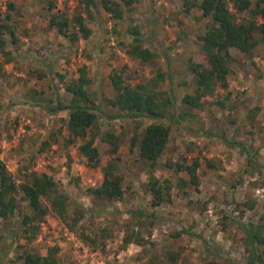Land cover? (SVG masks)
<instances>
[{"label": "rangeland", "instance_id": "obj_1", "mask_svg": "<svg viewBox=\"0 0 264 264\" xmlns=\"http://www.w3.org/2000/svg\"><path fill=\"white\" fill-rule=\"evenodd\" d=\"M187 1L203 0H138L134 10L116 19L96 0L95 31L71 41L50 28L49 19L53 14L70 21L78 13L85 17L82 0H0V25L9 26L3 35L7 45L0 49V165L19 186L32 182L34 173L50 176L69 196L72 218L80 208L86 211L71 230L43 198L49 212L34 224V233L24 224L32 209L19 192L16 213L0 217V264H24L25 252L46 256L55 247L59 264H248L241 224L256 225L264 238V42L250 56L232 51L227 89L218 87L202 100V108L184 104L196 88L190 63L206 62L201 38L212 25L198 7L187 12ZM232 11L238 21L251 18ZM133 29L154 59L142 62L128 54ZM84 67L91 81L87 91L100 109L95 111L96 166L80 152L87 140L69 132V112H49L59 99L70 103L66 88ZM115 71L132 85L149 86L157 79L155 90L173 102L167 118L109 119L121 113L113 106ZM152 123L171 129L155 170L133 145V136ZM108 133L118 136L116 152L105 140ZM208 133L245 144L249 155ZM195 161L200 163L198 185L185 169ZM110 164L123 179L124 196L96 199L91 189L102 184ZM152 174L161 183L169 181L171 202L152 205ZM104 229L109 232L105 245L83 241V234L95 237ZM132 234L134 242L126 246L124 239Z\"/></svg>", "mask_w": 264, "mask_h": 264}, {"label": "trees", "instance_id": "obj_2", "mask_svg": "<svg viewBox=\"0 0 264 264\" xmlns=\"http://www.w3.org/2000/svg\"><path fill=\"white\" fill-rule=\"evenodd\" d=\"M96 0H82L81 4L85 13H78L72 21L66 16L51 15L49 26L71 41H78L81 38L88 39L96 29V16L93 13V6ZM138 0H102L104 9L112 14L116 19L124 18V11L134 10ZM53 5V4H52ZM232 5V7H231ZM188 10L198 7L202 11L204 18H210L212 25L206 34L201 38L202 51L205 54V63H190L192 75L195 82V94L186 95L184 104L193 108H202L203 99L213 95L218 87L227 89L229 86L228 77L231 73V66L235 61L233 50L245 55H252L254 50L264 42V0H203L200 3L187 1ZM53 9V7H51ZM50 9V11H52ZM237 15L249 14L251 18L238 21L232 10ZM8 18L10 16L8 15ZM261 19L263 22L259 23ZM73 27V28H72ZM8 25H0V49L5 50L7 45L3 35L8 29ZM134 37V44L128 50V54L142 62H148L156 57V54L149 48H145L137 29L130 31ZM14 34V33H12ZM261 36V37H260ZM169 64L170 60L167 59ZM2 65L0 63V70ZM79 79L70 83L66 91L71 95L70 103L66 104L59 99L57 105L50 107L49 112H69L68 130L74 138L86 139L81 145L80 152L88 158L89 163L96 166L100 162V153L96 146L97 114L99 107L91 100L87 91L90 79L87 76V69H80ZM161 78V75L157 76ZM112 84L116 91L113 106L121 113L108 116L109 119H130L139 121L141 118L151 120H161L167 118V108L171 105V98L163 99L162 92L156 91L158 88L157 79L151 85H132L124 81L121 74L115 71L111 76ZM175 118V115H171ZM139 123V122H138ZM171 129L162 123H152L143 131L133 136V145H139V152L142 159L155 170L159 158L166 151L170 140ZM212 137L222 138L226 143L241 148L245 154L249 155L248 147L236 140L228 139L224 133H208ZM107 142L114 146V152L118 150V136L108 133L105 137ZM251 160L248 164L251 165ZM200 163L195 161L193 165L185 167L191 177V183L198 185L197 169ZM117 166L110 164L104 171L102 184L91 189V194L96 199H106L108 201L121 200L124 196L122 187L123 179L116 174ZM150 192L153 197L152 205L158 207L172 200L169 181L161 183L155 176L151 175ZM23 192V200L28 201L32 209V215L24 217V224L32 226L35 233L37 227L35 223H40L48 214L49 208L42 203L45 198L50 201L55 215L71 230L76 227L85 217L86 211L80 208L75 212V217H71L69 212V196L59 189L55 181L46 174H33L32 182L17 185L6 165H0V217L7 218L16 213L19 208L17 194ZM142 215V213H139ZM34 226V227H33ZM246 233V246L250 254L248 264H258L264 259V253L260 248L264 246V238L254 224H241ZM30 228V227H29ZM28 229V228H27ZM28 232V231H27ZM134 234L127 235L124 239L126 246L134 242ZM109 238V232L104 229L95 237L83 234V241L90 246H97L99 240L105 241ZM1 239V238H0ZM137 242H140L139 240ZM58 247L49 250L44 256L39 253L25 252L22 256L24 264H59L57 257Z\"/></svg>", "mask_w": 264, "mask_h": 264}]
</instances>
